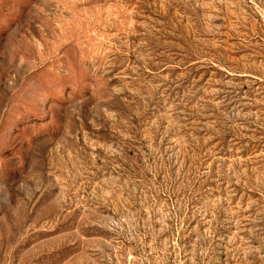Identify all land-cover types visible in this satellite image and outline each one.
Listing matches in <instances>:
<instances>
[{"label": "rangeland", "instance_id": "374dc122", "mask_svg": "<svg viewBox=\"0 0 264 264\" xmlns=\"http://www.w3.org/2000/svg\"><path fill=\"white\" fill-rule=\"evenodd\" d=\"M0 264H264V0H0Z\"/></svg>", "mask_w": 264, "mask_h": 264}]
</instances>
